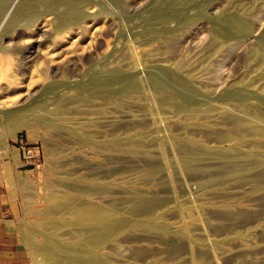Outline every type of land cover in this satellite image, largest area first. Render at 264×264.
<instances>
[{
  "label": "rangeland",
  "instance_id": "1",
  "mask_svg": "<svg viewBox=\"0 0 264 264\" xmlns=\"http://www.w3.org/2000/svg\"><path fill=\"white\" fill-rule=\"evenodd\" d=\"M29 1L0 0V139L40 149L30 263L264 264V0ZM85 209L131 223L95 262L38 252Z\"/></svg>",
  "mask_w": 264,
  "mask_h": 264
},
{
  "label": "crops",
  "instance_id": "2",
  "mask_svg": "<svg viewBox=\"0 0 264 264\" xmlns=\"http://www.w3.org/2000/svg\"><path fill=\"white\" fill-rule=\"evenodd\" d=\"M40 163V149L28 139H0V264H31L17 221L28 181L33 182L30 177Z\"/></svg>",
  "mask_w": 264,
  "mask_h": 264
},
{
  "label": "bare ground",
  "instance_id": "3",
  "mask_svg": "<svg viewBox=\"0 0 264 264\" xmlns=\"http://www.w3.org/2000/svg\"><path fill=\"white\" fill-rule=\"evenodd\" d=\"M27 1H29V0H27ZM43 1V0H42ZM62 1V0H61ZM66 1V0H65ZM68 1V0H67ZM72 1H74L73 2V5L71 6L70 5V10L69 11H71L70 12V15H73V13L75 14L76 13V11L79 9V6L81 5V1H78V0H72ZM190 1V0H189ZM30 2V1H29ZM71 2V1H70ZM64 3V2H63ZM69 3V2H68ZM65 6H66V4H65ZM68 7V6H67ZM68 11V12H69ZM78 14V13H77ZM77 14H75V16H77ZM196 15V14H195ZM194 15V16H195ZM66 16V15H65ZM85 16V15H84ZM190 16H193V15H190ZM189 16V17H190ZM81 17V16H80ZM79 17V19H81ZM65 18V17H64ZM78 18V17H77ZM188 18V17H187ZM193 18V17H192ZM191 18V19H192ZM196 18V17H195ZM220 18V17H219ZM228 18V17H227ZM231 18V17H230ZM76 19V17L75 18H73V17H71V16H69L68 15V17H67V20L69 21H71V20H75ZM193 20H194V18H193ZM226 20V19H225ZM231 20V19H230ZM67 21V22H68ZM195 21V20H194ZM185 22H187V21H185ZM184 22V23H185ZM229 22V21H228ZM238 22H240V21H238ZM189 23H187V25H188ZM221 24V23H220ZM240 24V23H239ZM224 26V25H223ZM240 26V25H239ZM242 27V26H241ZM225 28V27H224ZM242 28H244V27H242ZM245 28H247V27H245ZM236 29V28H235ZM237 30H240L241 31V29L239 28H237ZM236 30V31H237ZM245 30H247V29H245ZM249 30H250V28H249ZM232 32V31H231ZM247 32V31H246ZM263 47V46H262ZM261 48V47H260ZM177 66V65H176ZM178 66H180V65H178ZM177 66V67H178ZM179 69H181L180 67H179ZM174 76H176V74L174 75ZM175 78H177V77H175ZM182 79V78H181ZM184 79V78H183ZM182 79V80H183ZM189 79V78H188ZM180 80V79H179ZM178 82V81H177ZM185 82V81H184ZM184 82H181V83H184ZM178 84V83H177ZM184 84H186V83H184ZM132 85V84H131ZM188 85V84H187ZM186 85V86H187ZM181 86H182V84H181ZM131 87V86H130ZM160 87V86H159ZM184 87V86H183ZM195 87V86H194ZM137 88V87H136ZM186 88V87H185ZM129 89V88H128ZM187 89H192V87L191 88H187ZM125 90V89H124ZM127 90V89H126ZM136 89H135V87H131L129 90H128V92H126V94L128 93V94H132V92L134 93V92H136L135 91ZM158 91V90H157ZM161 91V90H160ZM160 91H159V93H160ZM165 90H163V92H164ZM123 92V91H122ZM125 92V91H124ZM171 92V91H170ZM166 94H167V90H166V92H165ZM114 94V93H113ZM121 94V93H120ZM119 94V95H120ZM135 94V93H134ZM83 95V94H82ZM169 95H170V93H169ZM126 96V95H125ZM132 96H133V94H132ZM171 96V95H170ZM170 96H168V97H170ZM129 97V96H128ZM90 98V97H89ZM125 98V97H124ZM90 99H92V98H90ZM127 99V98H126ZM171 99H173V97L171 98ZM184 105H186V104H184ZM240 107L241 106H243V104L242 105H239ZM249 107V106H248ZM248 107H246V108H248ZM251 108H252V106H251ZM188 109V108H187ZM243 109V108H242ZM248 111H249V109H248ZM257 116L258 117H261L263 120H264V114L262 113V115H259V114H257ZM242 123V122H241ZM244 124V123H243ZM12 125V124H11ZM17 125V124H16ZM16 125H15V127H16ZM14 126V125H13ZM12 126V127H13ZM9 127H11V126H9ZM11 127V128H12ZM13 129V128H12ZM263 128H261V129H258L259 131H262L261 133H262V135H263V131H264V129L262 130ZM14 130V129H13ZM138 133V132H137ZM136 134V133H135ZM140 132H139V135H133L132 136V144H130V145H132L131 147H132V149L134 150V152L136 151L137 153H139L138 151L140 150V148H141V144H143L144 142V136L142 137V136H140ZM259 134V133H258ZM146 137V136H145ZM239 139H240V137H239V135L237 136ZM242 138V137H241ZM117 140V139H116ZM241 140V139H240ZM107 142V141H106ZM110 142V141H109ZM115 142H117V141H115ZM106 144V143H105ZM108 144V143H107ZM110 145H111V143H110ZM104 146V145H103ZM237 146V145H236ZM235 146V147H236ZM183 147H185V146H183ZM186 149H185V151L187 152V153H191V154H193V153H198V152H200L201 150V148L199 149V147L198 148H190V147H188V146H186L185 147ZM234 150H238V148H236V149H234ZM184 151V152H185ZM202 151H205V150H203L202 149ZM202 153V152H201ZM205 153V152H204ZM200 154V153H199ZM211 155V154H210ZM249 155V154H248ZM255 155V154H254ZM220 156V155H219ZM226 156H228V155H226ZM249 156H251V155H249ZM214 157V156H213ZM252 157V156H251ZM251 157H249V158H251ZM247 158V157H246ZM252 159H253V157H252ZM259 159V158H258ZM254 160H256V159H254ZM248 161V160H247ZM253 161V160H252ZM257 161H259V160H257ZM249 165V164H248ZM247 165V166H248ZM250 166V165H249ZM225 167V166H224ZM226 167H228V166H226ZM225 167V168H226ZM229 167H231V166H229ZM190 168V167H189ZM232 168V167H231ZM192 169V168H191ZM223 169V168H222ZM227 170H228V168H226ZM233 169H234V166H233ZM155 170H157L156 169V167H155ZM223 171H224V169H223ZM151 172V171H150ZM155 173H156V171H154ZM152 173V172H151ZM228 173V172H227ZM225 174V173H224ZM226 175V174H225ZM81 202V201H80ZM156 205H157V203H155ZM155 204H153L152 206H150L149 208H153V206L155 205ZM86 210V209H85ZM84 210V211H85ZM137 210H140V208H138ZM82 211V210H81ZM231 212V211H230ZM74 213V212H73ZM78 213V212H77ZM107 216H109V214L107 215ZM76 217H77V215H76ZM106 217V215H103V213H101V212H99V211H95V210H86L85 212H81L80 213V215H78V219H77V221L79 222V223H77V224H80V225H85V224H88V225H92V226H90V228H89V230L87 229V233L85 234V236H84V238L82 239V241H81V243L76 247V248H74V247H72L69 243V241L67 240V242H69V243H61V244H58L59 242H57V244H56V246H55V244L53 245L52 244V242H51V240L50 239H48V238H50L49 237V235L46 233V237H47V239H46V241H45V243H44V245H43V248H42V250H40V251H38L41 255H48L49 257H53V256H51V255H53V253L56 251V252H62V251H64V253H66L67 254V256H68V258L69 259H71V260H75V261H81V260H87V259H93V258H98V256H99V254H98V250H99V248L101 247V246H103L107 241H109L110 239H112V237L113 236H115L119 231H121L123 228H125V227H127L130 223H131V221H128L127 219L126 220H113V221H111V222H107V217ZM160 220V219H159ZM72 222V221H71ZM160 222V221H159ZM75 223V224H76ZM47 224V223H46ZM74 224V225H75ZM76 224V225H77ZM71 225H73V223L71 224ZM74 225H73V227H74ZM80 225L78 226L77 225V227H75V228H78V227H80ZM133 225V224H132ZM131 225V226H132ZM130 226V227H131ZM83 227V226H82ZM44 229H46V228H44ZM82 229V228H81ZM47 230V229H46ZM188 230V229H187ZM81 231V230H80ZM79 231V232H80ZM85 231V230H84ZM183 231H186L184 228H183ZM81 232H83V231H81ZM86 232V231H85ZM188 232V231H187ZM179 233H181V232H179ZM45 234V233H44ZM83 234V235H84ZM51 235V234H50ZM81 235H82V233H81ZM183 235V234H182ZM181 235V236H182ZM52 236V235H51ZM183 237H185V235L183 236ZM44 238H45V236H44ZM53 242H55L54 240H53ZM79 242V241H78ZM78 242H76V243H78ZM89 246H91V247H93L94 249H92V251H88V247ZM90 248V247H89ZM37 252V251H36ZM37 252V256H38V253ZM48 256H47V258H48ZM38 257H41V256H38ZM49 259V258H48ZM67 259V258H66ZM95 259H93V261H94ZM100 261V260H99ZM53 262V261H52ZM57 262V261H56ZM87 262V261H86ZM89 262H90V260H89ZM95 262V261H94ZM97 262H98V260H97ZM101 262V261H100ZM54 263V262H53ZM91 263V262H90ZM98 264H101V263H98ZM104 264V263H103Z\"/></svg>",
  "mask_w": 264,
  "mask_h": 264
},
{
  "label": "built area",
  "instance_id": "4",
  "mask_svg": "<svg viewBox=\"0 0 264 264\" xmlns=\"http://www.w3.org/2000/svg\"><path fill=\"white\" fill-rule=\"evenodd\" d=\"M27 158H32L33 154L31 152H26Z\"/></svg>",
  "mask_w": 264,
  "mask_h": 264
}]
</instances>
